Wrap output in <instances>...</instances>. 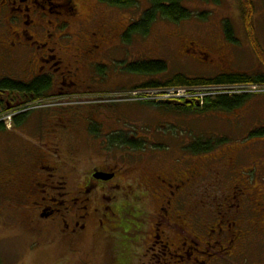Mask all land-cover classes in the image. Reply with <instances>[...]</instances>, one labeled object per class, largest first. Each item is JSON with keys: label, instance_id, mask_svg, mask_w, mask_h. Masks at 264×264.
<instances>
[{"label": "rangeland", "instance_id": "1", "mask_svg": "<svg viewBox=\"0 0 264 264\" xmlns=\"http://www.w3.org/2000/svg\"><path fill=\"white\" fill-rule=\"evenodd\" d=\"M183 5L195 16L180 24L159 18L148 35H136L129 46L126 44V61L119 41L115 59L109 67L102 66L105 68L100 71L99 81L109 82L104 89L121 91L122 87H129V95L115 94L102 100H75L68 104L72 110L96 108L98 114L93 119L107 124L105 132L98 127L101 130L98 135L93 131L76 132L73 136L59 133L57 139L63 141L61 153L53 133L48 132L46 139L34 137L33 132L29 136L27 126L20 131L10 119L17 110L0 111V119L6 118L0 133V177L4 170L11 173L21 170L30 178L38 177L37 168L50 177L56 174V163L60 162L62 187L70 193L68 188L86 184L85 204L93 212L101 209L83 236L74 237L73 242L51 243L47 236L34 235L27 223L31 205L38 203L36 197L23 187L24 193L11 192L6 197L0 187V264H264V136L253 135L264 129V95L253 96L232 113L166 108L153 98L161 94L152 96L154 91L136 90L150 81L146 76L128 72L130 65L150 60L168 64L169 74L155 77L162 82L179 73L211 78L229 72L249 75L264 72V63L260 61V57L264 59V0H187ZM84 8L87 9L82 15L85 21L104 15L116 27L128 29L138 24L151 7L141 1L135 8L117 9L98 0H86ZM206 12L205 20L199 18L198 14ZM243 15H253V40L247 33L249 20L243 19ZM226 22L236 43L225 39ZM69 28L76 33V25ZM254 39L262 49L260 56L255 51L258 45ZM190 43L204 53L201 57L210 61L207 65L195 61V56L186 55ZM2 75L5 73L0 68ZM260 88L264 91V86ZM223 89L240 95L250 92L240 87L204 90L216 94ZM184 92L185 89L165 93L182 98L187 94ZM31 103L34 107L53 105L43 101ZM66 106L39 110L45 119L39 123L56 122L55 118L62 115ZM112 134L126 139L143 138V149L139 152L119 144L114 146ZM200 137L211 142L210 152L188 153L187 147ZM160 146L165 148L156 149ZM105 164L129 175L124 184L133 186L135 195L130 196L131 189L122 187L120 190L110 185L94 188L92 168ZM124 167L129 171L123 170ZM157 175H161L165 184L174 186L172 191L183 183L187 187L178 196L170 191L174 196L171 198L164 187L156 184ZM171 207L176 209L171 211ZM106 209H112L116 216L107 220L105 214L112 212ZM165 218L170 225L164 224ZM104 222L105 228H100ZM125 227L130 228V233ZM235 232L242 233V238L230 244V238H236ZM113 235L114 238L106 237ZM158 235L161 240L157 239ZM163 235L176 247L167 248L169 244Z\"/></svg>", "mask_w": 264, "mask_h": 264}, {"label": "flooded vegetation", "instance_id": "2", "mask_svg": "<svg viewBox=\"0 0 264 264\" xmlns=\"http://www.w3.org/2000/svg\"><path fill=\"white\" fill-rule=\"evenodd\" d=\"M85 2L86 0H0V68L5 73L0 77H4V81L11 84V89L0 88V102L5 101L6 111L21 110L14 119L25 115L28 121L25 124L19 121L17 125L20 130H22L21 127L28 126L29 130L26 131L29 132V136L34 133V137L46 139L47 133L51 132L52 137L57 139L59 133H68L70 136L76 132L88 134L92 130L99 129L97 127L103 128L105 132L107 124L93 119L98 114L95 113L96 108H77L74 105L75 109L72 110V106L68 108V104L75 100H102L107 96L113 97L115 94H130L129 87H122L121 91L112 88L105 90L104 87H108L109 82L99 81L100 71L105 68L102 66L111 63L115 59L116 51L120 48V44L116 45V43L121 41L122 47L126 48L125 41L130 28H118L110 17L104 15H98L96 18L89 17L87 21L83 20L82 15H85L87 11L84 8ZM72 25L77 26L76 33H72L69 28ZM193 44L190 43L186 55L195 56L202 64L210 62L201 57L204 53L195 50ZM220 57L224 59L222 55ZM40 80L46 81L47 87L41 90L39 96V93L36 94L30 90ZM19 85L27 88V91L24 89L20 91ZM117 95L115 97H119ZM33 99H38V102H52L53 105L67 104V106L63 107L62 115L55 118L56 122L49 120L46 125L39 123L45 119L38 111L56 107L38 106L23 110L28 104L27 101L31 103ZM25 118L23 120H26ZM45 126L50 130L46 131ZM36 133L40 136H36ZM132 141L137 145L134 149L141 152L143 138H133ZM62 142L58 139L56 141L61 153ZM60 160L62 162V159ZM56 164V174L50 177H45L37 167L38 177L33 178L28 177L21 170L12 173L4 170L0 177V187L6 197V194L11 192L24 193V190H21L22 187L34 195L38 203L31 205L28 212V226L37 237L47 236L51 239V243L58 244L65 240L73 242L74 237L83 236L86 228L88 231L89 224L93 223L94 217H99L98 213L101 209L98 208L96 212H93V208L85 204L83 198L88 195L86 184L79 183L76 189L71 187L68 188L70 193L67 192L66 187H62L64 185L62 164L60 162ZM92 169L91 181L94 188L96 185L101 187L110 185L119 190L122 187L124 190L131 189L130 196L135 195L133 186L124 184L129 178L124 171L107 164L98 165ZM123 170L129 171L127 167ZM96 173L108 175L110 179L106 182L95 179ZM160 176L155 177L156 184L164 187L169 194L171 191L178 196V193L185 191L186 183L172 191L174 186L165 184L167 182ZM65 184L67 185L66 182ZM145 186L146 183L143 188ZM170 197L174 196L170 194ZM175 209L171 207V211ZM107 210L113 212L112 209ZM112 216L116 214L113 212ZM163 222L167 226L171 224L166 218ZM104 224L105 222L99 227L105 228ZM219 231L224 236L225 232L222 228ZM104 232L107 233L105 230ZM156 232L158 233L159 230L157 229ZM178 233L182 235L181 231ZM235 234L236 238H230V244L241 240L242 233L235 232ZM109 237L114 238V235L107 236ZM162 237L165 243L169 244L167 248L176 247L172 241L170 242L168 236ZM157 239L161 240L160 235ZM226 254H229L228 249Z\"/></svg>", "mask_w": 264, "mask_h": 264}, {"label": "trees", "instance_id": "3", "mask_svg": "<svg viewBox=\"0 0 264 264\" xmlns=\"http://www.w3.org/2000/svg\"><path fill=\"white\" fill-rule=\"evenodd\" d=\"M98 1L102 4H105L112 8H117V9H132V8H135L141 1H146L150 4V7H151L150 10H148L145 13V15H143L141 21L138 24H133L130 27L127 37H126V41H125V43L128 46L131 44V41L133 40L132 38L135 37L136 35H142V36L148 35L150 33V30L153 24L159 18H161L162 20H166L170 23L180 24L181 22L187 21L191 19L193 16H195V14L191 10L184 7L183 3H185L187 0H98ZM252 13H253V8H252ZM198 15H199V18H201L202 20H205L207 17L206 16L207 12L200 13ZM244 17L245 19L249 20L246 25L248 37L250 38V40H253L252 39L253 15H248L247 17L246 15H243V19ZM228 27H230V24L226 22L225 27H224L225 39L236 43V40H235L236 38L234 36V33H232V31ZM254 41L257 44V41L255 39ZM258 46H255V51L257 55L260 56V52L262 49L260 48V46L259 47ZM123 50H124L123 52L126 54V55L124 54L123 56L125 60V57L128 56L127 54L128 51L126 48H123ZM260 59H261L260 61L264 63V59L261 57ZM222 63L223 62H219L220 65H222ZM202 65H207V64L203 63ZM208 65H211V64L209 63ZM128 72H129V75L135 74L139 76H146L150 80L147 84L139 88H136V90L139 89V90L151 91V90H159V89H164V90L190 89L192 93H198V91H201L202 88L210 89L211 87L212 88L214 87H240L241 89H248L250 86H253V85L260 86V87L264 86V72L257 73L254 75L237 74L235 72H229L226 74H220V75L217 74L215 75V77L211 75V78H200V77L194 78V77H190V76L188 77L184 74L179 73V74L174 75L168 81H164V82L158 81V80H155V77L160 76V75L165 76L169 74L168 64L165 61H161V60H155V61L150 60V61H144L143 63H137V64L130 65L128 68ZM10 87H11V84L8 83V81H2L0 83V88L11 89ZM46 87H47L46 81L40 80V81H37L33 85V88L30 91L36 94L39 93V96H40L41 90ZM18 88L20 91L23 89L27 91V88L22 87L20 85L18 86ZM253 96L255 95H249L248 93H245L243 95L233 94L230 96L228 92H222L221 94L218 93L214 96L207 95V97H204L205 98L204 102L201 105H197L196 104L197 100H193V103L189 104L188 106H185L184 109L191 111V112L197 111L201 113H205V112L232 113L233 111L241 108ZM25 98L26 97H24V99ZM37 101L38 99L31 100V102H37ZM5 108H6V104L0 102V111L2 109L3 111H6ZM166 108H170V107L167 106ZM24 118H25V115L20 116L19 118H16L14 121L16 124L19 121L22 123V120ZM22 124H24V122ZM1 128H3L2 122H0V129ZM21 128L23 129L24 126ZM27 130H29V127L27 128ZM92 131H93L92 133L95 135L99 134V131L97 129L92 130ZM253 135L264 136V129L256 131ZM112 137H111L112 143L114 146L119 144L120 147L122 148L127 147L130 150H133L134 148L137 147L136 143L130 140L129 138L126 139L123 136H118V135L112 136ZM189 144H191V142ZM158 148H162V147H156V149ZM211 148H212L211 142H209V140H204V138L200 137L198 138V141L195 138V142L189 148L187 147V150L189 151L188 153L201 154V153L210 152ZM182 149H185V147H182ZM139 201L141 202V198L139 199ZM216 207H219V206L216 205ZM105 215H106L107 220L115 217V216H112L113 212L111 215L110 214H105ZM125 229L127 230L128 233H130V228L125 227Z\"/></svg>", "mask_w": 264, "mask_h": 264}, {"label": "water", "instance_id": "4", "mask_svg": "<svg viewBox=\"0 0 264 264\" xmlns=\"http://www.w3.org/2000/svg\"><path fill=\"white\" fill-rule=\"evenodd\" d=\"M163 103L171 104V102H168V101L163 102ZM176 104L178 105V103H176ZM96 178L97 179H102V180H109L110 176L104 175V174H98V175H96Z\"/></svg>", "mask_w": 264, "mask_h": 264}]
</instances>
